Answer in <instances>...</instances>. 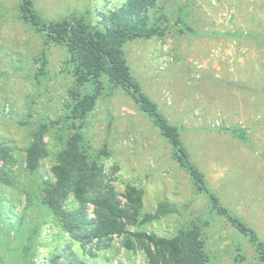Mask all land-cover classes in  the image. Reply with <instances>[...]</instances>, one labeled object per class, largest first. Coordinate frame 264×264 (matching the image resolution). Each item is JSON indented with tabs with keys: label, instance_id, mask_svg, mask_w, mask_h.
Here are the masks:
<instances>
[{
	"label": "rangeland",
	"instance_id": "374dc122",
	"mask_svg": "<svg viewBox=\"0 0 264 264\" xmlns=\"http://www.w3.org/2000/svg\"><path fill=\"white\" fill-rule=\"evenodd\" d=\"M124 1L33 4L42 18L84 16L101 28L102 16ZM19 2L0 0V143L12 155L0 161L10 181H0V264H49L70 238L42 203V181L53 179L76 81L65 46L45 43L22 19ZM147 15L158 33L123 46L134 77L179 128L207 186L264 241V0H154ZM101 86L82 131L89 154L108 152L104 172L121 203L126 185L142 191L140 212L125 221L126 229L172 236L196 224L206 264H264L249 239L210 209L150 117L121 87L107 80ZM42 122L49 124L48 153L36 171H28L25 148ZM232 128H244L247 139ZM72 205L77 207L70 196ZM86 212L94 218V205L87 203ZM122 240L113 235L93 247L97 264H147L142 250H128ZM72 249L91 259L76 243Z\"/></svg>",
	"mask_w": 264,
	"mask_h": 264
},
{
	"label": "trees",
	"instance_id": "16d2710c",
	"mask_svg": "<svg viewBox=\"0 0 264 264\" xmlns=\"http://www.w3.org/2000/svg\"><path fill=\"white\" fill-rule=\"evenodd\" d=\"M153 4L154 0H125L119 8L102 16V26L99 28L84 16L69 20L45 19L34 9L33 0L19 2L22 19L43 35L45 43L65 46L76 81V87L70 90L71 102L67 115L63 118V121H67L63 147L57 152L56 162L51 167L53 179L42 181V203L70 238L62 249L49 258V264H97L94 258L99 254L92 250L93 247H103L113 235L123 236L122 245L126 249L142 250L147 264H206L208 260L201 228L196 224L172 236L126 229L125 221L133 220L140 212L142 191L132 184L126 185L123 205L104 172L103 159L108 152L101 149L96 155L89 154L82 131L85 118L100 94L103 80L121 87L150 117L171 143L173 156L180 167L189 174L195 188L207 197L210 209L246 236L264 263V241L251 226L224 206L219 196L207 186L203 173L189 159L179 128L170 123L157 104L142 91L127 63L123 46L128 41L149 38L158 33L157 26L149 24L147 15L148 8ZM44 66L45 60L41 63V71ZM48 127L47 122H42L31 132V140L25 148L28 171H36L48 153L44 138ZM231 130L240 139H247L244 128ZM11 158V149L0 143V161L7 163ZM0 181L10 182L4 168H0ZM70 196L77 207L67 206ZM87 203L95 207L94 218L87 215ZM73 243L79 245L82 252L89 253L91 259L77 255L72 249Z\"/></svg>",
	"mask_w": 264,
	"mask_h": 264
}]
</instances>
